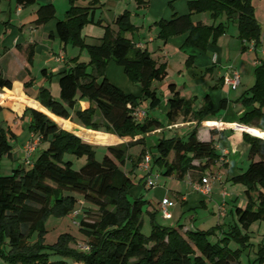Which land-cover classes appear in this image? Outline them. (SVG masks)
Wrapping results in <instances>:
<instances>
[{
    "label": "trees",
    "instance_id": "obj_1",
    "mask_svg": "<svg viewBox=\"0 0 264 264\" xmlns=\"http://www.w3.org/2000/svg\"><path fill=\"white\" fill-rule=\"evenodd\" d=\"M16 2L24 7L38 3L37 0ZM69 3L65 17L58 20L59 37L65 45L72 44L86 50L90 60L81 61L79 56L72 58V65L59 73L60 97H54L49 88L42 86L37 99L57 116L75 117L82 125L96 130L104 125L108 132L120 137L145 135L164 127L165 123L159 119L145 117L140 121L134 114L142 100L150 99L153 106L159 104V93L153 85L155 81H165L169 71L166 63H158L149 49L137 47L127 36L138 29L131 21V12L125 10L117 16L118 31L106 25L104 35L89 42L83 29L89 23L102 24L95 19L101 0H69ZM188 9L186 14L157 20L154 24L159 27L158 37L166 42L173 36L188 33L186 45L206 50L210 42L217 43L227 33L231 22H237L239 38L254 42L256 48L261 46L263 28L252 0H189ZM203 12L209 13L214 23L207 25L193 21V14ZM56 16L53 3L39 4L35 23L39 26ZM222 18L225 20L216 23ZM242 49L246 50L247 46ZM33 59L32 49L28 61L32 63ZM111 60L124 67L128 78L140 85V97L126 93L111 82L107 76ZM193 64L194 58L189 57L187 66ZM209 70L212 68L206 69ZM3 87L11 88L12 81L0 77V88ZM169 89L168 121L176 123L179 119H189L195 120L196 125L187 136L161 137L156 144L158 154H153L154 166L162 169L166 176L180 180L190 177L201 182L207 170L221 157L213 138L201 140L198 135L202 122L216 112L212 98L207 95L203 105L196 108L195 99L181 95L176 84H170ZM79 94L92 104L74 111ZM238 100L246 108L241 123L264 131V58L255 68L254 85ZM226 103L227 99H223L220 108ZM98 113L102 121L96 118ZM30 115V129L45 146L30 168L21 164L10 174L0 175V253L12 263L31 264L40 260L46 264H242V252L252 245L249 230L253 223L264 220L262 136L250 130L243 133L250 145L248 155L251 162L247 170L232 175L230 180L245 186L248 201L245 207L236 206L235 223H229L228 228L220 224L207 230L185 231L183 225L169 227L160 224L156 219L157 211H149L152 229L147 235L143 232V217L148 200L142 197L130 199L135 180L131 172L124 169L130 159L133 161L132 171L141 163L146 149L134 158L129 147L144 143V137L109 145L107 153L99 160L94 144L61 128L40 110L31 109ZM9 134L8 128L0 127V158H11L13 154L12 140L15 137ZM211 134L212 137H225L214 129ZM66 154L85 157L86 162L75 169L74 160L66 158ZM80 199L89 206L79 223L89 249L84 251L71 246L76 237L70 233H63L54 244H45L47 219L52 215H69ZM93 211L97 217L88 220V214ZM35 234H38V240L33 245L31 238ZM231 242H236L239 247L232 248ZM46 248L53 250L59 258H48L43 252ZM258 253L259 260L264 263V244L259 246Z\"/></svg>",
    "mask_w": 264,
    "mask_h": 264
},
{
    "label": "crops",
    "instance_id": "obj_2",
    "mask_svg": "<svg viewBox=\"0 0 264 264\" xmlns=\"http://www.w3.org/2000/svg\"><path fill=\"white\" fill-rule=\"evenodd\" d=\"M37 1L38 3L34 4L35 6L33 7H24L19 5L16 0H0V77L12 81L11 88H0V127L8 128L10 131L9 135L15 137V140H12L13 154L11 159L15 160L19 158L22 165L26 167L25 146L34 135L37 136L30 129L31 109L44 112L55 120L61 128L75 134H77L76 131L68 128L71 127L70 125L72 123L94 132L101 131L112 137L119 138L102 145L94 144V146H102L105 150H107L109 145L128 143L143 137L145 140L146 135L143 134H137L134 137H120L115 133L108 132L104 125L99 130L82 125L74 117V111L86 109L92 103L88 98L82 97L80 94L78 95L77 103L73 111L74 119H66L53 114L48 109L44 111L35 106L39 104L44 107L37 99L39 89L42 86L49 88L53 96L59 98V73L72 65V58L79 56L81 61H87L85 59L89 56L86 50L82 51L79 47L72 44L65 45L59 37L57 31L58 20L65 17L70 7L69 0ZM103 1L105 0H101V4ZM133 1H136L139 7L147 5L151 12L154 11L155 22L161 18L171 19L176 14H186L189 12V0H179L178 3H173L171 6H169L170 0ZM107 2L113 4L114 7L117 6L116 0H107L106 4H108ZM252 2L256 17L263 28L261 46L259 48L255 47L254 42L243 41L239 38L237 22H234L237 24L236 30L231 33L229 26L227 33L222 35L217 43L210 42L206 50L186 45L185 42L188 33L173 36L165 42L158 35L156 37L151 34L147 36L140 34L139 29L136 30L139 33L138 36L135 35V31L133 32L131 38L134 43H141L142 48L149 49L158 63L167 64L169 71V77L165 81H155L153 85L159 93V104L153 106L150 99H145L142 100L139 106L146 112L145 117L156 118L165 123L164 127L156 129L155 132L150 134H163V136H166L162 131L170 129L171 137L176 135L182 136L179 125L183 126L182 128L189 127L190 131L196 125L195 120L189 119H179L176 123H170L168 121V100L171 97L169 86L172 83L176 84L181 95L195 99L194 107L196 108L201 107L205 97L210 95L214 110L216 111L215 114L210 115L202 122L198 129V135L201 140L214 139L216 150L221 157L207 170L205 176H210L211 173H215L219 177L218 179H212L210 177L212 180V190L206 195L191 186L190 182H194V180L190 177L180 180L174 176H167V179L164 181L165 184L156 193L157 196L161 197V201L159 200L156 203L150 200V206L147 210L148 213L149 211H157L156 219L162 225L169 227L183 225V230L185 231L196 229L207 230L220 224H224V227L228 228L229 223H235L237 220L235 214L236 206H246L245 200L241 198V195L234 194L233 192L230 193L229 188L230 184L233 183L230 177L247 170L251 162L248 155L250 145L243 137V133L248 131L239 132L235 127L237 125H245L241 123L240 119L246 111V108L238 98L254 85L255 68L261 59L264 58V0H252ZM48 3H53L56 6L57 16L47 23L38 26L35 23V19L39 4ZM118 9L111 11L108 18L104 14L98 17V11L95 12L96 21L100 20L102 24L89 23V25H92L84 35L87 41L91 38H101L105 33L104 26L106 25H110L114 31H118L119 28L115 23L117 16L120 14L117 12ZM125 10L127 9L125 8L123 12ZM192 19L196 23L203 22L207 25L214 23L212 19L209 20L207 12L193 14ZM223 19H218L216 23L224 21ZM96 28H98V32H96ZM155 28L157 29V34H159V27L155 25ZM244 45L247 46L246 50L242 49ZM32 49L34 50V59L30 63L28 61V53ZM60 55H64V57L59 58ZM189 57L194 58V64L189 69H204V74L198 75L194 73L190 75V79H185L184 84L181 85L180 80H177L170 73V62L171 59L180 58L181 63L184 61L187 63ZM207 68H212V70L206 71ZM236 71L240 73L241 81L240 85L234 89L229 81L233 78L234 72ZM183 73L184 70L181 69L179 75L182 76L184 75ZM188 74H190V71ZM107 76L111 82L121 87L126 93L134 94L138 97L142 95V88L132 83L126 75L124 67L117 64L114 60H111L107 66ZM241 86L243 91L241 94L238 93L235 96H230L231 89L238 90ZM201 93H206V95L200 98ZM223 99H227V103L223 108H220ZM52 115L64 119L66 121L65 126H62ZM96 118L102 121L99 113ZM247 126L252 127V125ZM252 128L260 132L256 135L263 136V130L254 126ZM212 129L221 131L225 137L219 138V135L212 137ZM78 136L82 138V136ZM42 145L43 143H40L31 156V159H33L36 152L42 149ZM245 157H247V161L244 160ZM195 163L198 164L199 162L195 161ZM221 166L223 167L221 168ZM125 167H127L128 172H131L132 175L136 173L137 168H140V162L138 167L133 171L130 162ZM156 168L159 171L158 173L156 172L157 176H166L162 173V169L159 167ZM225 190H227V195L223 194ZM132 191L134 193V190ZM165 198H169L171 201L166 206L162 203ZM77 205L82 207L84 201L80 199ZM78 206H76V209ZM165 207L167 208V213L164 211ZM76 209L69 215L76 212ZM144 221H146V218H144ZM149 225V229H152L150 216ZM218 232L220 234V230Z\"/></svg>",
    "mask_w": 264,
    "mask_h": 264
},
{
    "label": "rangeland",
    "instance_id": "obj_3",
    "mask_svg": "<svg viewBox=\"0 0 264 264\" xmlns=\"http://www.w3.org/2000/svg\"><path fill=\"white\" fill-rule=\"evenodd\" d=\"M106 1H103V3L100 5V7H98L96 9V11H98V17L101 14H104V16H106L108 18V16H110V12L113 10L118 9V13H123V10L126 8L127 10H129L131 12V21L133 24H135L139 31L140 34H144L145 36L151 34L157 37V29L155 28V14L154 11L151 12V10L149 9V7L143 6V7H139L136 1H124V0H116L117 2V6L114 7L113 4L108 3L106 4ZM121 1V2H119ZM179 0H170L169 1V6H171L173 3H178ZM35 5H31L30 7H33ZM208 18L209 20H211V16L208 13ZM221 20V19H220ZM225 20V18L223 19ZM92 25V24H91ZM91 25L87 24L84 27V33L83 35L86 34L87 29H89V27H91ZM230 26V30L231 33L237 29V24L234 22H231L229 24ZM105 31V30H104ZM96 32H98V28H96ZM136 32V31H135ZM139 33H135V35L138 36ZM128 36H130V38L132 37L133 33H127ZM97 39L96 38H91L89 41L90 42H95ZM87 61H89V56H87V58L85 59ZM170 73L172 76H174L177 80H180V84L183 85L185 82V79H190V75H193L194 73H197L198 75H202L204 74V69L203 70H199V69H189V67L187 66V63L184 62H180V58H174L171 59L170 62ZM183 69L184 70V75H179V71ZM190 71V74H188ZM185 73H187L185 75ZM50 82V80H49ZM133 83V82H132ZM138 86H140L139 84H136ZM242 86L239 87L238 90H233L231 89L230 92V96H235L238 93H242ZM204 95H206V93H201V97L202 98ZM162 97V95H160ZM35 104V103H34ZM36 107H38L39 109H42L44 111H47L46 108L42 107L41 105L37 104L35 105ZM145 106V105H144ZM146 107V106H145ZM62 126H65L66 121L64 119L58 118L55 115H52ZM71 127H68L69 129L76 131V133L80 136H82V138L92 144H98V145H102L106 142H112L113 140H117L119 138L117 137H112L104 132L101 131H91L90 129H86L83 127H79L78 125L72 123L70 125ZM235 126V125H234ZM181 128V135L182 136H187L190 133V128L186 127V128H182L183 126H180ZM237 128V130L240 131H252L255 134H258L260 132L254 130L251 126H235ZM78 129V130H75ZM177 130V129H176ZM152 132H155V130H152L148 133H146V139L144 143H140V144H134L132 146L129 147V153L134 157H138L141 153V150L143 148H146V153L148 151H152L153 154L157 155L158 151L156 148V144L158 143L159 139L161 137H163V134L161 135H153L150 134ZM98 133V134H97ZM162 133H165L166 137H171V130H163ZM185 134V135H184ZM262 137H264V132L262 133ZM160 136V137H159ZM15 140V139H13ZM45 146V144L42 145V148ZM96 149V157L101 160L103 159V157L105 156V154L107 153V150H105V148H102V146H95ZM40 150L38 152L35 153V155L33 156V159L31 160H35L38 157ZM33 155V154H32ZM66 158H72L74 160V168L75 169H79L85 162H86V158L82 157V158H76L74 155L72 154H66ZM244 160H248L247 157H245ZM128 162H130L131 167L133 168V161L132 159H130ZM21 161L20 159L16 158L15 160L11 159L8 156H3L2 158H0V175H7L10 174L12 172V170L14 168L19 167V165H21ZM31 165L30 164H26V168H30ZM223 166H221L222 168ZM124 169L126 171H128L127 167H124ZM243 170V169H242ZM154 172L153 178L155 179V186L154 187H149L146 185L145 179L146 177V172L140 167L137 168L136 173L132 174V177L135 180V185L133 186V188L131 190H134L131 192L130 191V199H135L138 197H142V198H146V200H148V203L146 204L145 208H144V217L146 218V221H144V226H143V232L147 235L150 234L151 229H149L150 225H149V215L147 210L149 209L150 206V200H152L153 202L157 201L159 202V200L161 201V197L157 196L156 193L157 191H159L160 187H162L165 183V179H167V176H157V173L159 172L158 169L156 168V166H154V160L152 161V173ZM157 172V173H156ZM215 173H211V175H206L207 177H212V179H214L215 177L218 179L219 175H215ZM211 183L212 180L210 179ZM169 186V185H168ZM234 186V187H233ZM236 186V187H235ZM246 188L243 184H235V183H231L230 184V188H229V192H233L234 194L237 195H241V198H243L245 200V204L247 205V195L245 192ZM134 194V195H133ZM79 195V194H78ZM135 196V197H134ZM231 204V203H230ZM78 206V205H77ZM85 208H89V206L87 204H84L82 207L78 206L76 209V212H74L72 215H67V216H62V217H58V216H50L47 221H46V230L47 232L44 235V243L51 245L56 243L59 238L61 237V235L63 233H70L72 235H74L76 237V241L74 242V244H72L71 246L76 247V248H80L81 245L86 243V236L84 235V233L82 232V230L80 229V220L81 218L84 216L85 217ZM231 208V206H230ZM89 216L87 217L88 220H92L94 218L97 217V213L95 211H93L92 213L88 214ZM237 217V216H236ZM249 234L251 236V242L252 245L249 246L246 250H244L242 252L241 255V262L242 264H264L261 263L260 259V255L258 253V249L259 246L261 244H264V220L261 221H257L255 223L252 224L250 230H249ZM215 239V238H213ZM38 240V234H35L32 238H31V242L33 245H35L37 243ZM216 240V239H215ZM231 246L234 249H237L239 247V245L236 242H231ZM81 249V248H80ZM6 250H8V248H6ZM82 250V249H81ZM86 251V250H84ZM43 252H45L46 254H48V258L55 260L59 258V255H57L53 250L46 248L43 249ZM0 264H23L22 262H18V263H12V261H10L8 258L4 257L3 254L0 253ZM31 264H46L44 263V261H35Z\"/></svg>",
    "mask_w": 264,
    "mask_h": 264
},
{
    "label": "built area",
    "instance_id": "obj_4",
    "mask_svg": "<svg viewBox=\"0 0 264 264\" xmlns=\"http://www.w3.org/2000/svg\"><path fill=\"white\" fill-rule=\"evenodd\" d=\"M141 43L136 44L137 47H141ZM64 55H60L59 58H63ZM241 81V75L238 71L234 72L233 78L229 81L230 85L236 89L240 85ZM134 114L136 115L138 120H143L145 118L146 112L142 110L140 107L134 109ZM41 143V138L37 136H33L28 143L25 146L26 150V158H25V163L26 164H32L31 156L34 153V151L37 149V147ZM153 153L152 151H148L144 156L143 159L140 163V167L146 172V181L148 186H154L156 184L155 179L153 178V173H152V161H153ZM214 179H217L216 177ZM191 186L203 194L208 195L211 190H212V184L210 181V178L205 176L203 177L202 181H194L190 182ZM224 195H227V190L224 191ZM163 205L166 206L171 203L169 198H165L162 201ZM164 211L167 213V208H164ZM81 249L83 250H88L89 245L87 243L83 244L80 246Z\"/></svg>",
    "mask_w": 264,
    "mask_h": 264
},
{
    "label": "water",
    "instance_id": "obj_5",
    "mask_svg": "<svg viewBox=\"0 0 264 264\" xmlns=\"http://www.w3.org/2000/svg\"><path fill=\"white\" fill-rule=\"evenodd\" d=\"M264 138V137H263Z\"/></svg>",
    "mask_w": 264,
    "mask_h": 264
}]
</instances>
